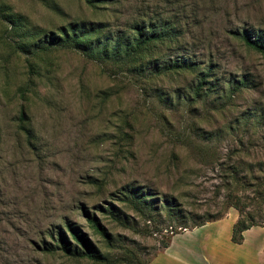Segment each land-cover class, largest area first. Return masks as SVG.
Returning <instances> with one entry per match:
<instances>
[{"label":"rangeland","instance_id":"374dc122","mask_svg":"<svg viewBox=\"0 0 264 264\" xmlns=\"http://www.w3.org/2000/svg\"><path fill=\"white\" fill-rule=\"evenodd\" d=\"M96 1L0 0V264H151L193 216L237 218L236 198L264 223L254 192L264 180V54L241 36L264 41V0ZM141 19L177 36L137 68L94 51L15 46L78 23L102 25L96 47L110 48ZM178 58L194 66L159 70ZM231 171L239 184L228 186ZM67 225L102 259L60 249L61 234L75 243ZM253 233L264 241L263 228Z\"/></svg>","mask_w":264,"mask_h":264},{"label":"trees","instance_id":"16d2710c","mask_svg":"<svg viewBox=\"0 0 264 264\" xmlns=\"http://www.w3.org/2000/svg\"><path fill=\"white\" fill-rule=\"evenodd\" d=\"M86 3L91 5L97 2L96 0H84ZM9 21L11 22L12 28L16 27L18 29V21L13 19L10 16ZM157 21L151 20H143L139 22H133L128 27V33L125 35V40L122 41L120 38L116 39L112 46L109 48L107 46H102L101 48H97L96 44L99 43V38L101 37V32L103 29L102 25H98L94 28H89L87 25L78 23H68L66 26H61L57 29V31H48L42 32L40 30L35 31L38 37L34 42L22 41L16 43V49L23 53L32 52V50H43L48 47H63L76 49L81 51L83 54L90 55L92 51L96 52V55L99 59L103 58H115L118 56L121 63H127L132 67H140L142 65L141 60L145 58L146 55L150 54V49L155 46V44L163 43L165 40H171L177 36L175 29L172 28L170 24L166 21L155 23ZM24 36V35H23ZM30 37V34H28ZM244 43L252 49L258 50L262 54H264V41L260 38H252L250 36H246L245 34H241ZM194 66L193 63L187 61L186 59H173L169 63H166L162 68L155 64V67L161 72H165L166 70L172 69L174 70H185ZM142 70V69H140ZM209 73H203L201 78L194 88L195 95L199 94V91L205 92V87H203V83H207L206 78H209ZM246 80L244 77L238 80L237 84L240 86H246ZM236 86L234 87V89ZM201 94V93H200ZM23 114H19V118L22 119ZM228 180H230L229 184H239L237 181L236 173L231 171L229 173ZM229 182V181H228ZM226 184V185H227ZM255 197L259 200L260 203L264 202V180L254 188ZM130 195L132 197H136V192H131ZM144 197L137 198V202L143 201ZM239 198L234 200H228L229 206L233 207L237 211V218L231 225L230 232V240L233 243H240L242 241V232L251 226H260L264 229V223L261 222V215L256 217L257 213L253 210H245L244 205H239ZM166 200L163 199V203ZM220 217L213 218L210 215H204L202 217L193 216L192 217V225L190 228L198 227L203 225L206 222L216 220ZM88 222L90 226L101 236L105 235V231L103 227L98 223V221L94 217H89ZM186 227V226H183ZM67 230H69L71 237L75 241L74 246H71L62 234L59 236V242L61 243L60 249H62L66 254L72 256H85L91 260L99 261L102 259V256L98 253V251L91 246V244L86 240L82 235L78 234L77 231L72 229L69 225H67ZM173 233V232H172ZM175 233V232H174ZM167 241L162 244V247H165Z\"/></svg>","mask_w":264,"mask_h":264},{"label":"crops","instance_id":"0c3cea01","mask_svg":"<svg viewBox=\"0 0 264 264\" xmlns=\"http://www.w3.org/2000/svg\"><path fill=\"white\" fill-rule=\"evenodd\" d=\"M235 219L236 214L229 212L220 219L171 234L150 263L162 260L166 264H264V241L253 233L262 228L251 226L244 230L242 241L236 244L230 240Z\"/></svg>","mask_w":264,"mask_h":264}]
</instances>
